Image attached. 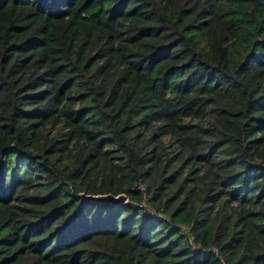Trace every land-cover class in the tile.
Masks as SVG:
<instances>
[{
  "label": "trees",
  "instance_id": "16d2710c",
  "mask_svg": "<svg viewBox=\"0 0 264 264\" xmlns=\"http://www.w3.org/2000/svg\"><path fill=\"white\" fill-rule=\"evenodd\" d=\"M0 264H264V0H0Z\"/></svg>",
  "mask_w": 264,
  "mask_h": 264
},
{
  "label": "water",
  "instance_id": "95a60500",
  "mask_svg": "<svg viewBox=\"0 0 264 264\" xmlns=\"http://www.w3.org/2000/svg\"><path fill=\"white\" fill-rule=\"evenodd\" d=\"M83 198L93 201V202H99V203H106L110 204L112 206L114 205H120L126 202V197L124 195L119 196H112V195H104V196H87Z\"/></svg>",
  "mask_w": 264,
  "mask_h": 264
},
{
  "label": "built area",
  "instance_id": "2783aa9c",
  "mask_svg": "<svg viewBox=\"0 0 264 264\" xmlns=\"http://www.w3.org/2000/svg\"><path fill=\"white\" fill-rule=\"evenodd\" d=\"M142 188V187H141ZM143 189V188H142ZM137 206H139V205H137Z\"/></svg>",
  "mask_w": 264,
  "mask_h": 264
}]
</instances>
